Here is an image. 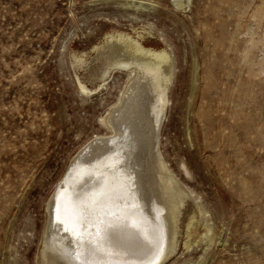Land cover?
<instances>
[{
	"label": "rangeland",
	"instance_id": "rangeland-1",
	"mask_svg": "<svg viewBox=\"0 0 264 264\" xmlns=\"http://www.w3.org/2000/svg\"><path fill=\"white\" fill-rule=\"evenodd\" d=\"M115 30L167 47L173 66L158 146L187 196L160 264H264V0H0V264H40L46 202L124 79L96 94L77 85L95 84ZM136 224L95 257L156 252Z\"/></svg>",
	"mask_w": 264,
	"mask_h": 264
},
{
	"label": "bare ground",
	"instance_id": "bare-ground-1",
	"mask_svg": "<svg viewBox=\"0 0 264 264\" xmlns=\"http://www.w3.org/2000/svg\"><path fill=\"white\" fill-rule=\"evenodd\" d=\"M141 36L139 32L133 36L120 30L107 33L103 46L98 49L100 52L96 53L98 56L103 55L104 59L92 77L95 84L89 87L77 80L78 89L83 93L96 94L114 74L124 76L114 103L100 118L103 131L93 134L76 151L67 172L63 173V179L46 202L47 221L42 245L37 251V263L82 264L85 247L92 245L89 237L79 239L74 233L75 217L67 213L68 209L75 212L77 200L82 201L101 186H108L111 181H115L117 187L121 185V190L108 191L109 196L112 195L111 202L118 209L128 208L126 214H133L131 217L141 227L145 226L150 230L152 241L159 239L156 243L160 244L156 252L144 258L129 259L114 255L107 257L112 258L111 260L106 257L91 259L111 261L112 264H160L174 250L177 221L187 191L164 162L158 146L162 115L168 104V89L173 78V66L167 47L146 46L140 41ZM116 42L128 46L129 51L115 48L113 43ZM101 48H104L103 51ZM124 54L127 57L123 58ZM70 61L73 66L74 62L84 63L85 59L72 54ZM114 154H118V163L113 160ZM144 154L145 160L142 158ZM145 162L147 183L145 178L144 181L140 179V169L145 167ZM57 194L60 196V220L64 223L56 222ZM75 200L76 203L73 204ZM132 207L134 211L129 210ZM52 214L54 223H50ZM122 219L128 220L129 217L123 216ZM132 221L129 220V227L123 232L114 231L113 242L121 234L124 237L130 236L131 228H135L131 226ZM92 230L95 231V228L91 232ZM141 234L140 232L139 235ZM141 242H145L144 239Z\"/></svg>",
	"mask_w": 264,
	"mask_h": 264
},
{
	"label": "snow or ice",
	"instance_id": "snow-or-ice-1",
	"mask_svg": "<svg viewBox=\"0 0 264 264\" xmlns=\"http://www.w3.org/2000/svg\"><path fill=\"white\" fill-rule=\"evenodd\" d=\"M114 162L118 163V154L113 155ZM60 196L57 194L56 200V222L64 223L60 220L59 208ZM127 214L118 209L109 198L107 184L101 186L98 191H93L87 195L76 206L75 218L73 220V231L79 239H84L86 233L83 226L87 224L89 229L95 228V232L87 233L91 247L86 246L82 254V264H112L111 261L100 262L90 257H95L100 253L109 255L113 253L114 231L123 232L129 227L127 219L121 217ZM132 227H137L136 221H132ZM67 227V225H66Z\"/></svg>",
	"mask_w": 264,
	"mask_h": 264
},
{
	"label": "water",
	"instance_id": "water-1",
	"mask_svg": "<svg viewBox=\"0 0 264 264\" xmlns=\"http://www.w3.org/2000/svg\"><path fill=\"white\" fill-rule=\"evenodd\" d=\"M53 211V208H52ZM55 221L53 220V214H52V219H50V223H54Z\"/></svg>",
	"mask_w": 264,
	"mask_h": 264
}]
</instances>
